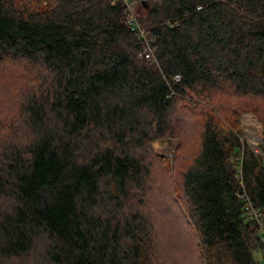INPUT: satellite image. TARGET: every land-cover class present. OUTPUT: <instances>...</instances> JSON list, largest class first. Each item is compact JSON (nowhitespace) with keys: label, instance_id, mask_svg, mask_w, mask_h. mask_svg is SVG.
<instances>
[{"label":"trees","instance_id":"obj_1","mask_svg":"<svg viewBox=\"0 0 264 264\" xmlns=\"http://www.w3.org/2000/svg\"><path fill=\"white\" fill-rule=\"evenodd\" d=\"M137 9L156 61L123 0H0V71L17 83L15 106L0 104V264H156V224L180 207L152 143L192 128L198 149L181 158L182 138L174 169L178 251L196 253L194 231L201 264L264 260L242 197L264 213L263 156L194 101L225 89L264 99V0Z\"/></svg>","mask_w":264,"mask_h":264},{"label":"rangeland","instance_id":"obj_2","mask_svg":"<svg viewBox=\"0 0 264 264\" xmlns=\"http://www.w3.org/2000/svg\"><path fill=\"white\" fill-rule=\"evenodd\" d=\"M16 68L20 67L17 66ZM11 74V68H2L0 71V104L3 107V112H6L7 110L13 108L16 104V94L14 93L13 89L17 86V83L14 82L15 79L10 80ZM194 101H198V104L200 103V106L198 107V112L200 111V109L204 111H212L214 112V114H216L219 119H222L224 121V124L226 126L229 123L234 124L239 129L241 128L244 133L242 140H244L246 146L251 148L254 153H260L263 156L264 160V151L262 149L264 145L263 98L251 95L237 96L229 89H225V91H216L211 98L209 96L197 98L194 97ZM232 111L234 112L232 113ZM192 118L193 120L196 119L195 116H192ZM183 135L184 136H182L181 138L174 135L166 138H160L159 140L152 143L153 153L155 154V157H157L155 160V171L157 175L156 178L158 180H165V182L169 185L172 190L171 198L174 196L173 198H175V201L180 207L178 213L179 217L177 216V214L174 216L167 215V218L160 217V221H158L156 224V238L158 240L157 243H159V246L156 251L158 255V257L156 258V264H163L165 263V261L167 262V264L168 261L174 264H189L194 258L196 259V264H201L200 250H198L197 245L198 237L195 235V232L193 231L191 235L189 234V236L193 237L192 241H190L193 245L194 250H196L195 254H193L191 250H189L188 245L187 249L184 248L178 251L177 247H179V245L181 244L179 242L176 243L177 238L175 236V226L178 223L177 226L181 231H183L181 227L182 224L180 221L185 219V212L182 210V208H184L185 210L184 202L180 198V195H178L180 191L177 184L175 183L177 174L174 169L176 168L175 163L177 161V150L178 147L182 144L181 141L184 139L186 142V151L187 149L189 151H187V153L185 154H182L183 157L181 158L185 157L187 160V156L190 159L193 156L192 154L198 149L199 145V132H196V128L187 130ZM183 161H185V159H183ZM164 166H168L171 172H164ZM176 191L179 193L177 195H174ZM162 196L165 195L162 194ZM158 198L162 201L161 196ZM166 210L167 209L165 205L160 207L159 209V211H162V213H164ZM182 211L184 214L182 213ZM182 223L184 224V222ZM166 224H168V228ZM255 255L257 259L261 261V264H264V260L261 257V252L256 251Z\"/></svg>","mask_w":264,"mask_h":264},{"label":"built area","instance_id":"obj_3","mask_svg":"<svg viewBox=\"0 0 264 264\" xmlns=\"http://www.w3.org/2000/svg\"><path fill=\"white\" fill-rule=\"evenodd\" d=\"M126 4L127 17L125 23L131 26V29L142 38L143 40V51L142 54L151 61H156V46L154 45L155 39L151 37L149 32L142 26L139 21L138 5L140 0H123ZM242 197L245 198L244 214L246 218L255 221L259 227V233L261 234L262 240L264 241V213L256 207L249 194L243 192Z\"/></svg>","mask_w":264,"mask_h":264}]
</instances>
